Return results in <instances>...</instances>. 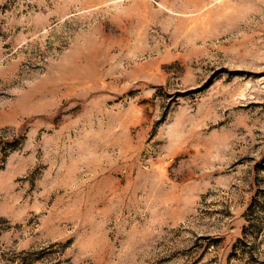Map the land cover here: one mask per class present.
<instances>
[{"label": "rangeland", "instance_id": "rangeland-1", "mask_svg": "<svg viewBox=\"0 0 264 264\" xmlns=\"http://www.w3.org/2000/svg\"><path fill=\"white\" fill-rule=\"evenodd\" d=\"M0 264H264V0H0Z\"/></svg>", "mask_w": 264, "mask_h": 264}]
</instances>
